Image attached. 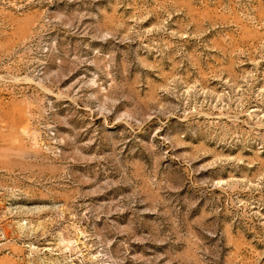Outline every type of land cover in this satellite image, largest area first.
<instances>
[{"label":"rangeland","instance_id":"374dc122","mask_svg":"<svg viewBox=\"0 0 264 264\" xmlns=\"http://www.w3.org/2000/svg\"><path fill=\"white\" fill-rule=\"evenodd\" d=\"M0 264H264V0H0Z\"/></svg>","mask_w":264,"mask_h":264}]
</instances>
